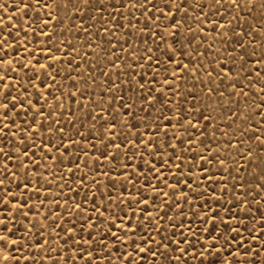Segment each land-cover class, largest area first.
Listing matches in <instances>:
<instances>
[{
    "label": "snow or ice",
    "instance_id": "6c2138e0",
    "mask_svg": "<svg viewBox=\"0 0 264 264\" xmlns=\"http://www.w3.org/2000/svg\"><path fill=\"white\" fill-rule=\"evenodd\" d=\"M264 264V0H0V264Z\"/></svg>",
    "mask_w": 264,
    "mask_h": 264
},
{
    "label": "rangeland",
    "instance_id": "374dc122",
    "mask_svg": "<svg viewBox=\"0 0 264 264\" xmlns=\"http://www.w3.org/2000/svg\"><path fill=\"white\" fill-rule=\"evenodd\" d=\"M190 264H195V262H190Z\"/></svg>",
    "mask_w": 264,
    "mask_h": 264
}]
</instances>
